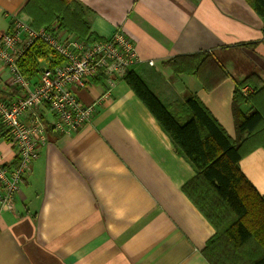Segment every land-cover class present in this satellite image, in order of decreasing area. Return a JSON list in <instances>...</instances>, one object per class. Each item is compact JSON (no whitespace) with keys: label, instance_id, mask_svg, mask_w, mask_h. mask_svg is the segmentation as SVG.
<instances>
[{"label":"crops","instance_id":"1","mask_svg":"<svg viewBox=\"0 0 264 264\" xmlns=\"http://www.w3.org/2000/svg\"><path fill=\"white\" fill-rule=\"evenodd\" d=\"M77 1L97 38L121 28L132 39L142 59L132 68L163 104L192 90L235 136L234 79L252 72L264 78L262 22L245 0ZM32 2L0 0V34L14 17L31 23ZM204 52L229 74L209 91L166 63ZM122 75H114L112 85L98 77L76 90L94 111L69 133L40 108L45 138L36 133L39 154L21 178L14 209L0 203V264H209L201 250L215 229L182 190L194 169ZM8 80L0 63L5 101L18 95ZM0 158L15 162L4 126ZM240 168L264 196V148L242 158Z\"/></svg>","mask_w":264,"mask_h":264},{"label":"trees","instance_id":"2","mask_svg":"<svg viewBox=\"0 0 264 264\" xmlns=\"http://www.w3.org/2000/svg\"><path fill=\"white\" fill-rule=\"evenodd\" d=\"M32 1L37 4L31 20L34 27L49 28L55 22L60 29L90 41L98 39L89 32L77 0ZM245 2L260 17L264 39V0ZM51 54L56 56L47 44L36 41L18 61L22 74L26 78L37 76L38 59H48ZM166 63L175 72L194 75L207 91L229 76L211 53L179 55ZM122 79L169 136L175 152L194 169L182 190L215 229L201 250L209 264H264V196L240 168L242 158L264 148V78L252 72L234 79L231 108L235 136L228 134L192 90L165 105L134 68H127ZM245 86L251 90L243 92Z\"/></svg>","mask_w":264,"mask_h":264},{"label":"built area","instance_id":"3","mask_svg":"<svg viewBox=\"0 0 264 264\" xmlns=\"http://www.w3.org/2000/svg\"><path fill=\"white\" fill-rule=\"evenodd\" d=\"M36 41L47 44L56 56L39 63L32 82L22 74L18 61ZM141 61L134 42L121 28L109 38L90 41L60 29L55 22L49 28H36L20 18L12 19L8 29L0 34V63L8 71V84L18 91L10 101L0 98V120L15 152V162H2L0 158L2 208L14 209L21 178L39 154L36 133H40L41 140L45 138L40 108H47L53 115L55 128L69 133L89 121L94 111V103L82 104L76 90L98 77L112 85L114 75L123 74ZM147 63L152 65L153 60ZM248 90L251 88H242L243 92Z\"/></svg>","mask_w":264,"mask_h":264}]
</instances>
